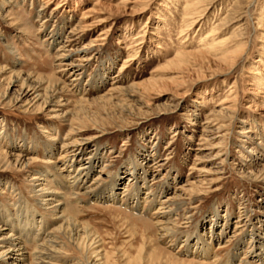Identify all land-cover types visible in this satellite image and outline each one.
I'll use <instances>...</instances> for the list:
<instances>
[{"label": "rangeland", "instance_id": "1", "mask_svg": "<svg viewBox=\"0 0 264 264\" xmlns=\"http://www.w3.org/2000/svg\"><path fill=\"white\" fill-rule=\"evenodd\" d=\"M0 228L21 264H264V0H0Z\"/></svg>", "mask_w": 264, "mask_h": 264}, {"label": "bare ground", "instance_id": "2", "mask_svg": "<svg viewBox=\"0 0 264 264\" xmlns=\"http://www.w3.org/2000/svg\"><path fill=\"white\" fill-rule=\"evenodd\" d=\"M28 86V85H27ZM26 86V87H27ZM22 89V88H21ZM30 89V88H29ZM27 90V92L26 93H28V91H30V90ZM24 90V89H23ZM33 93V92H32ZM21 94H23V93H21ZM20 94V95H21ZM31 96V95H30ZM29 96V97H30ZM34 98V97H33ZM36 99V98H35ZM27 100V99H26ZM31 101V100H30ZM34 101H36V100H34ZM27 102V101H26ZM50 105H51V103H50ZM78 143V142H77ZM62 144V143H61ZM84 143L83 142H81L80 144H78V146H80V147H78V149H80L81 147H82V145H83ZM69 145V144H68ZM64 146V145H63ZM74 146V145H73ZM72 146V147H73ZM76 146V145H75ZM74 146V147H75ZM66 147V146H65ZM71 147V148H72ZM77 148V147H76ZM66 149V148H65ZM62 154V153H61ZM65 155H66V153H65ZM16 157H15V162L17 163V164H21V165H25L24 163H23V161L21 160V157L19 156V155H15ZM61 157V156H60ZM58 158V157H57ZM63 158H65V157H63ZM66 159V158H65ZM52 160V159H51ZM52 162V161H51ZM54 163V162H53ZM81 168V167H80ZM83 168V167H82ZM85 168H90V165H88L87 167L85 166L84 168H83V170L85 169ZM36 178V177H35ZM74 184H75V186H76V188H78L79 187V184H77L76 182H74ZM37 190H40L41 192H42V194H43V196H44V201L45 202H47L46 204H48L49 205V202H48V200H51L52 198L50 197L51 195H53V193L52 192H48V191H44L45 189H43V188H39V189H37ZM50 197V198H49ZM54 206H57V204L56 205H54ZM62 214H60V216H61ZM62 217V216H61ZM65 219V218H64ZM69 219V218H68ZM66 220V219H65ZM68 223H70V222H68ZM66 225V224H65ZM71 225H73V227H75V228H73ZM74 225H76V223H74V222H71L69 225H67L66 226V228L64 229V230H66V229H68V230H74V232H75V234L77 235V236H79L80 234L82 235H80L81 237L80 238H84V239H88L89 237L91 238L92 236H93V233H91V231H89L88 229H86V227H82V228H80V229H78V226L76 225V226H74ZM59 227H61V226H59ZM61 229H63L62 227H61ZM68 232V231H67ZM1 233H3V231H2V229L0 228V234ZM3 235V234H2ZM16 238V237H15ZM16 239H13V238H11L10 236H2L1 238H0V248H2L1 246L3 245L6 249H1V253H0V256H2L3 258L5 257V258H7V259H11L12 261H14L15 262V264H17V263H20L21 264V261H22V259H21V253L19 252L20 250H19V248H18V246H17V244H13L12 242H14ZM11 245H13V248H11ZM96 245H98V244H96ZM20 246V245H19ZM22 250V249H21ZM97 251V250H96ZM43 252V251H42ZM23 253V252H22ZM23 255V254H22ZM97 259V258H96ZM24 260V259H23ZM23 262V261H22ZM11 264V263H10ZM93 264V263H92Z\"/></svg>", "mask_w": 264, "mask_h": 264}]
</instances>
